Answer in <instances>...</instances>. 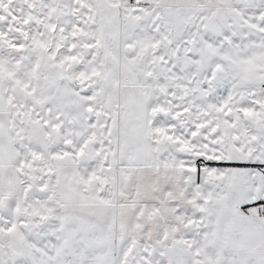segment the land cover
Masks as SVG:
<instances>
[{"label":"snow or ice","instance_id":"1","mask_svg":"<svg viewBox=\"0 0 264 264\" xmlns=\"http://www.w3.org/2000/svg\"><path fill=\"white\" fill-rule=\"evenodd\" d=\"M0 264H264V0H0Z\"/></svg>","mask_w":264,"mask_h":264}]
</instances>
